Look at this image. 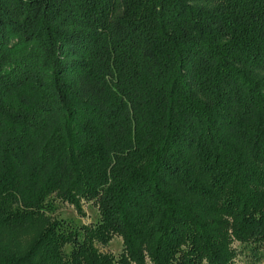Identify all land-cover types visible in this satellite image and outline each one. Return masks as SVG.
<instances>
[{"label":"trees","instance_id":"1","mask_svg":"<svg viewBox=\"0 0 264 264\" xmlns=\"http://www.w3.org/2000/svg\"><path fill=\"white\" fill-rule=\"evenodd\" d=\"M240 257L264 263V0H0V264Z\"/></svg>","mask_w":264,"mask_h":264},{"label":"rangeland","instance_id":"2","mask_svg":"<svg viewBox=\"0 0 264 264\" xmlns=\"http://www.w3.org/2000/svg\"><path fill=\"white\" fill-rule=\"evenodd\" d=\"M56 217L66 219L75 225H90L97 221L98 211L93 201H81L80 211H77L73 206L56 201L55 211ZM100 252L118 257L122 252V239L119 236H113L111 240L105 244L97 245ZM236 264H246L243 258L240 257ZM264 264V263H259Z\"/></svg>","mask_w":264,"mask_h":264}]
</instances>
